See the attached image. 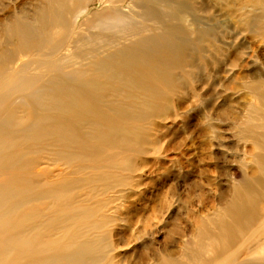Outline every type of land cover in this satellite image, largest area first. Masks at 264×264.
I'll return each mask as SVG.
<instances>
[{
  "label": "bare ground",
  "instance_id": "1",
  "mask_svg": "<svg viewBox=\"0 0 264 264\" xmlns=\"http://www.w3.org/2000/svg\"><path fill=\"white\" fill-rule=\"evenodd\" d=\"M98 1L91 13L92 0H28V10L0 19V264H113L109 234L92 233L125 206L127 184L114 185L100 161L133 168L118 157L139 140L128 127L183 82V66L231 50L234 13L264 39V0ZM244 89L257 102L238 124L256 187L234 183L230 198L197 221V252L162 250L153 264H201L205 255L214 264H264V78ZM58 163L56 173L39 168ZM86 187L93 196L120 190L88 204L79 193ZM41 201L44 209L27 212Z\"/></svg>",
  "mask_w": 264,
  "mask_h": 264
},
{
  "label": "rangeland",
  "instance_id": "2",
  "mask_svg": "<svg viewBox=\"0 0 264 264\" xmlns=\"http://www.w3.org/2000/svg\"><path fill=\"white\" fill-rule=\"evenodd\" d=\"M28 8V0H0V19ZM98 8L99 1L92 0L88 12L93 13ZM238 14H233L231 50L218 55L206 52L201 54L202 58H197L195 68L183 66L178 72L183 82L167 99L158 101L147 120L132 122L128 127L138 129L139 140L135 147H129L127 156L121 153L118 157L129 158L133 168L118 171L100 161L99 166L103 167L100 171L113 175L114 185L122 179H126L127 184V189H123L127 197L125 206L116 215H110L111 224L92 233L109 234V255L113 264H153L151 256L162 250L190 251L197 245L190 239L193 227L212 212L220 197L230 198L234 183L246 179L256 187L253 178L247 179L250 159L243 151L248 150L250 142L244 140L238 124L245 117L247 104L257 103L244 85L249 84L253 76L264 78V39L237 24ZM86 16L81 15L78 20ZM103 153L109 155L107 150ZM39 158L43 162L53 161L48 152H43ZM47 167L56 173V169L63 166L59 163L39 166L42 172ZM64 169L69 172L74 166ZM101 185H98L99 193ZM89 188L79 192L81 198H89L88 204L105 201L120 190L107 191L102 196L97 191L93 196L88 193ZM261 205L264 208V196ZM45 206L42 201L36 202L27 212L42 210ZM108 209L102 210L92 221L98 220L104 212L108 215ZM207 257H199L203 260L199 263L214 264Z\"/></svg>",
  "mask_w": 264,
  "mask_h": 264
}]
</instances>
